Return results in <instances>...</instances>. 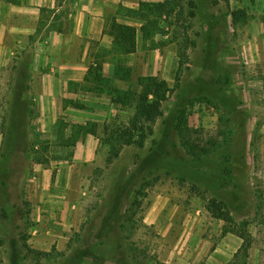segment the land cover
Returning a JSON list of instances; mask_svg holds the SVG:
<instances>
[{"label": "rangeland", "instance_id": "374dc122", "mask_svg": "<svg viewBox=\"0 0 264 264\" xmlns=\"http://www.w3.org/2000/svg\"><path fill=\"white\" fill-rule=\"evenodd\" d=\"M168 1L158 33L138 34L129 81L108 78L124 103L108 85L113 107L91 106L95 115L67 113L68 101L52 115L34 96L0 101V264H226L242 240L207 211L210 199L249 224L250 264H264V69L243 55L227 62L230 41L217 40L244 13L233 21L229 0ZM141 77L170 92L129 145L115 131L135 120Z\"/></svg>", "mask_w": 264, "mask_h": 264}, {"label": "crops", "instance_id": "0c3cea01", "mask_svg": "<svg viewBox=\"0 0 264 264\" xmlns=\"http://www.w3.org/2000/svg\"><path fill=\"white\" fill-rule=\"evenodd\" d=\"M140 1L0 0V101H28L34 96L49 102L41 106L49 115L70 110L76 115H95L90 107L102 102L113 107L107 93L86 90L85 79L99 54L111 49L112 38L104 33L107 17L113 11L116 15L119 7L137 9ZM229 9L244 14L238 27L225 32L217 30L219 43L224 41L220 37H227L231 45L221 51L225 52L222 57L235 65L243 55L247 67L264 69V0H229ZM117 20L138 29L142 25L138 24L139 19L123 12L117 14ZM140 48L138 42L135 54L110 56L111 64L101 59L103 75L118 85V65L132 69L131 57ZM67 101L71 105L64 110L62 105ZM75 104L81 107L76 108ZM90 119L88 115L87 121ZM85 142L91 149L99 145L93 134L87 135ZM94 153L91 150L88 157Z\"/></svg>", "mask_w": 264, "mask_h": 264}, {"label": "trees", "instance_id": "16d2710c", "mask_svg": "<svg viewBox=\"0 0 264 264\" xmlns=\"http://www.w3.org/2000/svg\"><path fill=\"white\" fill-rule=\"evenodd\" d=\"M169 3L168 0L157 3L140 2L138 9H125L119 7L116 15L109 16L106 19L104 33L112 38V46L108 53L114 57L135 54L138 51L139 30L142 34L143 40H147L156 35L159 30V22L156 17H161L166 13L167 5ZM226 4L228 6V2ZM120 12H123L129 17L141 20L143 24L140 29L135 26L120 23L117 20V14ZM237 13L238 12L233 13V21L236 18ZM131 73V68L124 64H119L116 77L118 80L128 82ZM85 81L87 84L90 81L92 82L91 86H86V90L91 92H103L104 89H101L100 87L106 86L108 85V82H110V79L106 78L102 73V62L99 58H97L95 64L90 66ZM138 83L139 85H142L143 92L139 98L140 106L137 110L135 120L131 122L128 130L121 131V129L117 128L118 130L115 131L118 138L120 140L123 138V142L129 145L133 143V133L139 129L137 119L139 121L147 122L151 121L154 117L159 116L160 105L166 100L167 93L170 92L168 83L165 80H159L158 77H141ZM108 86L110 87L108 92L112 95L115 104H122L130 98L129 94L122 93L119 89H116L111 85ZM150 96H153V100L150 99ZM88 133L95 134V132L92 131H88ZM206 209L214 219L224 222L226 234H235L242 240L241 247L226 264H250L253 238L249 231V224L247 222H237L224 204L215 199H210L208 201Z\"/></svg>", "mask_w": 264, "mask_h": 264}]
</instances>
